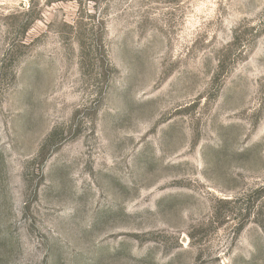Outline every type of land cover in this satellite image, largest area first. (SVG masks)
I'll list each match as a JSON object with an SVG mask.
<instances>
[{
    "label": "rangeland",
    "instance_id": "1",
    "mask_svg": "<svg viewBox=\"0 0 264 264\" xmlns=\"http://www.w3.org/2000/svg\"><path fill=\"white\" fill-rule=\"evenodd\" d=\"M0 264H264V0H0Z\"/></svg>",
    "mask_w": 264,
    "mask_h": 264
}]
</instances>
